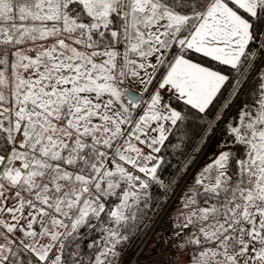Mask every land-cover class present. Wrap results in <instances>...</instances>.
Here are the masks:
<instances>
[{
    "label": "snow or ice",
    "instance_id": "6c2138e0",
    "mask_svg": "<svg viewBox=\"0 0 264 264\" xmlns=\"http://www.w3.org/2000/svg\"><path fill=\"white\" fill-rule=\"evenodd\" d=\"M257 53L264 0H0V264H113L154 154L231 83L211 62ZM253 96L185 193L184 264H264V77Z\"/></svg>",
    "mask_w": 264,
    "mask_h": 264
},
{
    "label": "trees",
    "instance_id": "16d2710c",
    "mask_svg": "<svg viewBox=\"0 0 264 264\" xmlns=\"http://www.w3.org/2000/svg\"><path fill=\"white\" fill-rule=\"evenodd\" d=\"M253 50H255V48ZM194 59L202 63H208L199 55L195 56ZM260 63L264 66V56L261 58ZM211 64L213 68L223 67L225 72H231V83L222 90V93L218 95L217 99L214 101V106H211L205 113H197L195 116L189 115L187 120L179 122L178 127L174 130V134L170 136L169 142H166V145L162 146L161 153H159L160 167L157 169V181L151 182L147 190L148 196L146 202L147 204L145 205L146 210L153 207V210L156 211L165 200V198L163 199L164 195L166 198L170 197L179 185H181V189L184 183H188L192 180H190V172H188V175L185 178L187 173L188 158L194 152L195 145L200 136L215 119L217 112L226 100L237 77V73L234 70H231L226 66H220L216 62H211ZM260 78V75H254L245 80L246 82L243 89L235 99L232 107H230L223 122L212 131V136L207 138V141L204 144V146H206L203 149L201 156L206 155L213 157L224 148L222 146L226 144L230 145L228 123L232 121L235 123L242 103H251L254 99L253 92L259 88ZM172 103L176 104L178 108L184 109L185 112H196V110L190 109V106H185L183 101H179L177 103V101L173 99ZM184 179L185 182L181 184ZM178 192L173 201L177 198L179 194ZM153 219L154 218L150 216L146 223H144V228L148 227ZM94 237L98 240L101 239V233L99 230H97L96 233L89 232L88 235L81 240V251L87 253L88 255L92 254V249L88 248L87 245L92 242ZM154 240L155 239H153V242Z\"/></svg>",
    "mask_w": 264,
    "mask_h": 264
},
{
    "label": "rangeland",
    "instance_id": "374dc122",
    "mask_svg": "<svg viewBox=\"0 0 264 264\" xmlns=\"http://www.w3.org/2000/svg\"><path fill=\"white\" fill-rule=\"evenodd\" d=\"M254 52L256 51L253 50ZM264 56V53H257V55L252 58V63L250 65H245L244 67H250L251 70L249 72H244V68H241V74H237V77L235 79V82L237 80H242V83L239 86V92L236 94L235 97H231L230 94L233 91V88L235 87V83L230 91V93L228 94L226 100L223 102L220 110L217 112L215 119L211 122L210 126L207 127V129L203 132V134L200 136L199 140L197 141L196 145H195V150L192 153V155H190V157L188 158L187 161V173L185 175V178L188 175V172L191 173L190 176V182H185V179L181 182V184H183L182 188L180 189L181 185H179V187H177L176 190L173 191V193L170 195V197H163V199L165 198V200L163 201V203L159 206V209H157L156 211L153 210V207L149 208L148 210H146L145 205L147 204V190H145L146 192V196L142 199L141 201V212L143 213V215L141 216L139 221L136 222H131L127 227H128V231L126 233H124L125 235L128 236V239L125 241H122L121 244H119L117 246V251L119 252V257L113 261V264H126V250L128 248V246L136 239V237L140 234V238H143L147 232H149L152 228V226L154 225V222L156 221L159 213L162 211V209H164V207H169L168 210L173 218V228L171 231V236L173 239V250L175 252V256H176V260H180V264H184L183 258H181L178 254H177V249H176V245L178 243V239H177V231H178V225L183 222L184 219V215L187 213V209H185L183 207V202H184V198H185V193L187 192L188 188H190L195 180V178L197 177V174L203 169V167L205 165H207L208 163L211 162L212 159H214L215 156L213 157H209V156H204L202 154L203 152V148H204V144L207 141V138L209 136H212L211 133L212 131L220 124L223 122L224 118L226 117V115L228 114V111L230 109V107H232L233 103L235 102V99L237 98V96L240 94L241 90L243 89V86L245 85V80L254 75H260L261 77H264V66L263 64L260 63L261 58ZM129 87H131V85H128ZM137 91H139L137 89ZM145 98L146 95H145ZM231 100V104L229 107L225 108L224 105L226 103H228V101ZM222 116V118L217 119V117ZM232 123H234L232 121ZM209 140V139H208ZM226 150V148L224 147L223 149H221L220 151ZM145 151H148L147 148H145ZM218 154V153H217ZM216 154V155H217ZM157 155L158 160H159V154H154ZM156 161L150 162V166L151 163H155ZM141 175L142 178L147 179L146 177L143 176V174H139ZM180 189V190H179ZM179 190V192H178ZM177 192L179 193L177 198L173 201L174 197L176 196ZM146 201V202H145ZM152 214V215H151ZM152 216L154 219L151 222V224L148 227L144 228V223H146V221L149 219V217ZM149 222V221H148ZM147 222V224H148ZM105 227H116V225L113 224H108L105 225ZM122 232H124L123 229H121ZM153 239H155V236L153 237ZM152 240L148 241L147 244V248L150 246ZM103 246V245H101Z\"/></svg>",
    "mask_w": 264,
    "mask_h": 264
},
{
    "label": "built area",
    "instance_id": "2783aa9c",
    "mask_svg": "<svg viewBox=\"0 0 264 264\" xmlns=\"http://www.w3.org/2000/svg\"><path fill=\"white\" fill-rule=\"evenodd\" d=\"M172 228V216L168 207H164L151 230L143 238H140L139 234L128 246L126 264H174L176 256L172 247ZM153 234L156 235L155 242L147 248L148 241Z\"/></svg>",
    "mask_w": 264,
    "mask_h": 264
}]
</instances>
